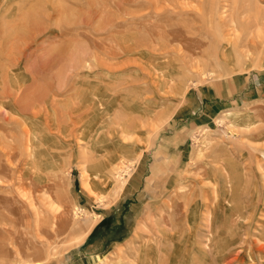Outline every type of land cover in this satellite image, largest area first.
Instances as JSON below:
<instances>
[{
	"label": "rangeland",
	"instance_id": "obj_1",
	"mask_svg": "<svg viewBox=\"0 0 264 264\" xmlns=\"http://www.w3.org/2000/svg\"><path fill=\"white\" fill-rule=\"evenodd\" d=\"M0 264H264V0H0Z\"/></svg>",
	"mask_w": 264,
	"mask_h": 264
},
{
	"label": "bare ground",
	"instance_id": "obj_2",
	"mask_svg": "<svg viewBox=\"0 0 264 264\" xmlns=\"http://www.w3.org/2000/svg\"><path fill=\"white\" fill-rule=\"evenodd\" d=\"M259 24V23H258ZM87 234V233H86ZM86 234H84V236L86 235Z\"/></svg>",
	"mask_w": 264,
	"mask_h": 264
}]
</instances>
